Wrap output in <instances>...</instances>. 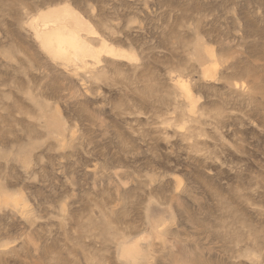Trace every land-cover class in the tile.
Returning <instances> with one entry per match:
<instances>
[{"label":"rangeland","instance_id":"rangeland-1","mask_svg":"<svg viewBox=\"0 0 264 264\" xmlns=\"http://www.w3.org/2000/svg\"><path fill=\"white\" fill-rule=\"evenodd\" d=\"M0 264H264V0H0Z\"/></svg>","mask_w":264,"mask_h":264},{"label":"bare ground","instance_id":"bare-ground-1","mask_svg":"<svg viewBox=\"0 0 264 264\" xmlns=\"http://www.w3.org/2000/svg\"><path fill=\"white\" fill-rule=\"evenodd\" d=\"M35 25L36 33L43 40L45 48L62 60L81 62L86 55L97 59L102 54L114 58L126 55V52L119 49L109 48L103 51L104 44L102 50H93L84 43L79 33L86 29L87 24L69 6H63L41 16ZM178 83L185 87L182 81Z\"/></svg>","mask_w":264,"mask_h":264}]
</instances>
